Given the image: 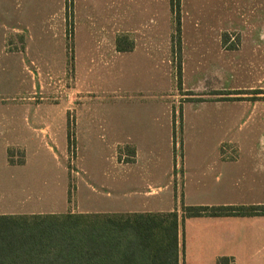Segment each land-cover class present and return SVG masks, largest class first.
Masks as SVG:
<instances>
[{"label":"rangeland","instance_id":"374dc122","mask_svg":"<svg viewBox=\"0 0 264 264\" xmlns=\"http://www.w3.org/2000/svg\"><path fill=\"white\" fill-rule=\"evenodd\" d=\"M7 25L16 54L2 102L18 123L11 144H25L9 158L26 165L0 168V215H107L136 203L181 211L176 183L135 188L129 180L154 165L177 167L200 137L225 136L201 121V103L234 106L223 110L233 115L224 152L264 151V0H10ZM196 25L212 27L201 34L212 36L203 46L214 60H184L183 28L192 41ZM23 105L42 108L14 109ZM29 118L47 128L41 143L52 154L30 140Z\"/></svg>","mask_w":264,"mask_h":264},{"label":"crops","instance_id":"0c3cea01","mask_svg":"<svg viewBox=\"0 0 264 264\" xmlns=\"http://www.w3.org/2000/svg\"><path fill=\"white\" fill-rule=\"evenodd\" d=\"M9 3L10 0H0V168L10 169L13 167L18 170L26 165L25 159L22 158L19 163L11 164L9 150L17 148V150L23 152L25 144L17 143L15 146L11 144L9 139L11 129L17 128L18 123L8 120V118L11 119L9 114L11 110L2 102V94L9 81L10 56L16 54L15 51L10 49L7 36ZM203 30L211 33L212 27L208 25L192 27L191 41L185 35L186 28H183L184 52L182 53L184 54V60L194 57L191 55L192 53L208 61L214 60V51H211V47L203 46L204 42L211 45L209 40L212 36L209 35L208 38H203L201 34ZM166 44L169 50L170 46L167 42ZM187 46L191 50L188 51ZM201 46L204 49H199ZM193 47H195V50H192ZM201 106L208 112V114H204L206 116L201 118V121L203 123L210 121L218 125L220 130L225 131V136H222L221 139L200 137L199 140L193 143L190 151L183 154L180 165L175 167L172 163L170 168H167L164 172L159 171V167L154 165L153 168L147 171V175L141 179H138L141 174L136 171L135 174L130 176V184L138 188L137 184L139 182L145 183L149 187L162 181L168 184L166 187L176 183V188L181 191L183 196V205L187 207L264 206V151L257 154L240 151L236 143L239 148L236 154L224 152L223 147L227 134L232 131L233 115L223 113V110L227 111L228 106L233 105L201 103ZM41 108V105L14 107L17 111L23 109L39 111ZM213 111L219 113L213 114ZM37 118L38 116L35 115L34 119ZM35 123L38 124V122ZM228 125H230L229 128ZM28 127L30 140L33 141L39 138L37 148L42 147L47 154H52V147L47 143H41L48 139L47 128H36L31 122ZM52 139L55 140L53 137ZM209 141L213 146L208 147ZM229 143L235 142L230 140ZM139 160L140 156L136 154L132 158L134 162L132 164L138 166ZM118 164L122 165V162H118ZM174 170L176 175H173V172L175 174ZM177 171L180 173L178 174ZM157 191L156 188L152 187V190H149L148 193H156ZM139 205L142 204L136 203L134 205L136 210L130 208L127 212L115 214H165L175 212L173 209L164 210L161 205L159 208L152 210H147L146 205L137 208ZM182 210H177L180 217L179 264H264V215L246 217L205 215L183 219ZM53 214L58 215L59 213L56 210L49 209L46 211L43 208V210L30 209L27 212H10L1 215Z\"/></svg>","mask_w":264,"mask_h":264},{"label":"trees","instance_id":"16d2710c","mask_svg":"<svg viewBox=\"0 0 264 264\" xmlns=\"http://www.w3.org/2000/svg\"><path fill=\"white\" fill-rule=\"evenodd\" d=\"M183 219L264 215V206L187 207ZM177 211L0 215V264H179Z\"/></svg>","mask_w":264,"mask_h":264}]
</instances>
